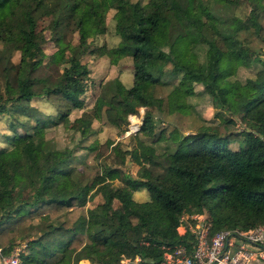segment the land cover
Instances as JSON below:
<instances>
[{"label": "trees", "instance_id": "1", "mask_svg": "<svg viewBox=\"0 0 264 264\" xmlns=\"http://www.w3.org/2000/svg\"><path fill=\"white\" fill-rule=\"evenodd\" d=\"M238 1L147 0L138 15H121L117 25L129 45L122 52L130 59L131 84L124 86L116 76L107 79L105 92L82 110L92 83L79 57L102 55L101 46L90 45L98 31V14L105 8L129 11L131 1L89 0L72 18L68 1L0 0V113L29 121L19 144L13 134L0 133V142L6 144L0 146L3 254L22 242L19 264H86L82 259L112 264L121 255L135 254L157 261L162 246L185 244L191 238L176 232L181 214L206 212L211 232L264 222V0H255L245 18L226 10ZM50 2L63 12L57 11L49 22L54 49L47 54L37 18L47 14L43 8ZM62 22L75 31L73 44L61 38ZM197 48L203 49L201 57ZM13 51L18 52L16 62L9 59ZM42 64L60 66L56 83L31 76ZM234 64L254 67L250 92H235V110L227 101L225 84ZM199 65L216 123L186 134L173 132L170 125L155 132L161 114L191 110L186 100L190 95L183 92L179 77L195 78L193 68ZM39 97L54 109L55 120L27 104ZM138 107L144 111L130 135L134 143L124 149L117 143L111 147L118 164L127 158L137 166L134 175L119 166H100L95 158L94 164L76 167L74 148L65 149L49 174L32 172L34 154L44 144L34 134V125L63 123L77 133L80 143L94 132L93 120L119 128ZM79 109V115L68 118ZM244 121L252 127H244ZM161 141L166 143L157 151ZM47 176L61 179L64 198L42 194ZM113 180L119 183L110 186L106 199L81 214L79 207L89 200L91 190ZM139 190L146 191L143 201L133 198ZM34 218L38 233L32 236Z\"/></svg>", "mask_w": 264, "mask_h": 264}, {"label": "rangeland", "instance_id": "2", "mask_svg": "<svg viewBox=\"0 0 264 264\" xmlns=\"http://www.w3.org/2000/svg\"><path fill=\"white\" fill-rule=\"evenodd\" d=\"M59 1V0H54ZM69 2V12L68 16L75 18L77 17L86 7L87 1L89 0H61ZM132 3V8L129 11H122L121 9L105 8L98 14V31L92 36L90 45L94 47H102V55L98 54H84L79 57L80 62L85 63L89 70V83H92L87 88L83 98L85 102V108H88L94 96L97 94H103L105 89L103 83L114 76L119 75L122 68H128L124 70L125 73L122 75V84L124 86H129L131 84V72L129 68L130 59L126 53H123V47L128 45L127 41L122 37L120 32V27L117 22L121 15H138V10L142 4L147 0H130ZM50 2L44 6L43 10L47 12L42 18V16L37 18V30L40 31V36L43 38V50L45 53H50L54 47L49 38H51L52 31L48 30L49 22L55 18L57 11L63 12L61 8H54ZM255 5V0H239L234 6H229L226 10L229 13L238 16L239 18H245L247 16L248 9ZM53 8V10H52ZM1 13V11H0ZM1 15V14H0ZM58 30L61 33V38H65L70 44L75 42L76 33L71 27V25L66 26L63 22L59 24ZM129 46V45H128ZM197 52L200 57L202 56L203 49L197 48ZM264 59V55H262ZM9 59L12 62H16L18 59V52L13 51L10 54ZM235 67V68H234ZM196 77L191 78L187 74H183L179 77L182 84L183 92L189 94L186 100L191 103V110L186 113L173 112L170 114H161L155 119L154 131L164 128L166 125L173 127V132L186 134L188 132H194L197 129H202L208 124H215L216 119H213V112L210 106L209 97L204 93V82L205 77L201 73V66H195L193 68ZM254 72L253 66H245L241 64H234L232 75L225 80L227 87V101L231 104V109L236 108L233 103V98L235 97V92L239 96L242 93L250 92L249 80ZM32 77H40L44 79L47 83H56L60 78V66L54 64H43L34 70L31 74ZM2 88V80L0 78V89ZM200 93V94H198ZM196 94V95H195ZM35 99L30 102L33 106L40 109L45 115L56 114L54 109L47 103L42 102V99ZM143 107H138L137 112L127 115V123L119 128L111 125H103L97 121H92L91 129L94 132L88 135L86 139L77 142L78 135L72 130L67 129L63 123H57L54 126L43 130L42 128H34V134L44 140V144L40 150L36 151L34 154L35 165L31 168L33 173L45 172L49 174L50 169L54 166L55 162L63 158L66 154L65 149L74 148V154L78 159L74 160L72 164L79 167L81 164H94L96 163L100 166L110 165L119 166V168L129 174L134 175L137 166L127 158H125L123 164H118L117 159L111 147L117 143L119 148H129L134 143V136H130L136 132L139 124L141 123V117L143 114ZM153 111V110H152ZM81 110H75L71 112L68 116L72 119L75 115L80 114ZM235 111H232V116L235 117ZM156 114V112H154ZM129 116H131V122L134 121L137 125L135 131H129ZM238 118V117H235ZM18 121L24 122V119L16 114L11 115H0V133H11L15 136V143L19 144L24 138V129L19 126L15 128L9 127V124H16ZM238 123V121H237ZM244 127L247 129L252 127L250 122L244 121ZM121 128H124L122 131ZM12 129V130H11ZM136 136L140 137L141 134L137 133ZM143 136H141L142 138ZM166 142L161 141L156 144L157 151L161 150ZM77 144V145H76ZM79 144V145H78ZM6 145V144H5ZM0 142V146H5ZM93 146L91 150L87 149V146ZM236 144L231 143L230 146L234 147ZM9 147V145H7ZM82 157V159L80 158ZM95 158V159H94ZM119 182L113 180L111 182L102 183L91 190L89 200L84 206L79 207V212L84 214L86 209L94 206L95 203H100L106 199V196L110 192L111 185H117ZM42 194L44 196H56L58 198H64L67 194L63 191L61 187V179L56 176H47L46 181L43 185ZM134 199L137 201H143L147 198L145 190H139L133 193ZM114 202V200L112 201ZM184 215V214H183ZM191 215V214H186ZM37 218H34L31 222V235L34 236L38 233L37 229ZM189 219L184 218L182 223L188 222ZM23 244L22 242H20ZM86 264H91L87 259H84Z\"/></svg>", "mask_w": 264, "mask_h": 264}, {"label": "built area", "instance_id": "3", "mask_svg": "<svg viewBox=\"0 0 264 264\" xmlns=\"http://www.w3.org/2000/svg\"><path fill=\"white\" fill-rule=\"evenodd\" d=\"M128 118L129 131H135L137 125L131 122V116ZM184 218L189 221L182 223ZM176 232L188 233L191 238L185 244L162 246L157 261L144 260L135 254L121 255L112 264H264V222L247 229L223 228L211 232L206 212L181 214ZM23 248L24 244L19 243L8 253L0 250V264H19Z\"/></svg>", "mask_w": 264, "mask_h": 264}, {"label": "crops", "instance_id": "4", "mask_svg": "<svg viewBox=\"0 0 264 264\" xmlns=\"http://www.w3.org/2000/svg\"><path fill=\"white\" fill-rule=\"evenodd\" d=\"M53 51V50H52ZM51 51V52H52ZM48 54V53H47ZM263 55H264V53H263ZM43 65V64H42ZM235 68V67H234ZM124 70H128V68H122L121 69V71H120V73H119V75H117L116 77L119 79V80H121L122 81V75L125 73V71ZM115 77V76H114ZM86 92V91H85ZM95 97V96H94ZM37 100V99H39V98H33V99H31L30 101H28L27 102V104H29V105H32V104H30V102L31 101H33V100ZM40 99H42V98H40ZM44 100L42 99V102H43ZM84 101H86V100H84V98H83V109L82 110H86V109H84L85 108V102ZM45 102V101H44ZM33 106V105H32ZM34 107H36V106H34ZM38 110L39 111H41L39 108H38ZM79 110H81V109H79ZM81 110V111H82ZM78 111V110H77ZM81 113V112H80ZM0 115H4V116H6V115H11V114H6V113H0ZM17 115V114H16ZM79 115V114H78ZM20 117H22L23 119H24V122H20V121H18L16 124H9V127H11V128H15L14 126H16V127H20V128H23L24 129V134L26 133L25 132V127H27V124L29 123V121H27L26 120V118L24 117V116H21V115H19ZM49 117H50V119H52V120H55L56 119V114H54V115H52V114H49L48 115ZM75 116H77V115H75ZM20 124V125H19ZM57 124V123H56ZM56 124H52V125H50V124H48L47 123V125H46V127L45 128H42L43 130H45V129H47V128H49L50 126H54V125H56ZM60 124V123H59ZM14 125V126H13ZM91 125H92V123H91ZM34 128H38V126H36V125H34V127H33V132H34ZM12 130V129H11ZM1 133H4V132H1ZM5 134H10V133H5ZM14 135V134H13ZM15 136V135H14ZM133 198H135L134 197V194H133ZM82 260H84V259H82ZM253 264H262V263H260V262H253Z\"/></svg>", "mask_w": 264, "mask_h": 264}]
</instances>
